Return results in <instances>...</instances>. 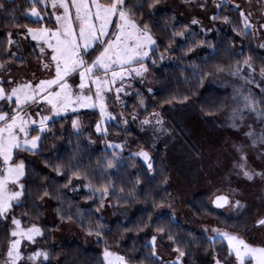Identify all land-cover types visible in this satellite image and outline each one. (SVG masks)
Wrapping results in <instances>:
<instances>
[{"label": "trees", "instance_id": "16d2710c", "mask_svg": "<svg viewBox=\"0 0 264 264\" xmlns=\"http://www.w3.org/2000/svg\"><path fill=\"white\" fill-rule=\"evenodd\" d=\"M167 1L126 0L136 18L149 26L156 40L157 46L151 53L156 62L148 61V67L158 89L150 95L139 88L140 92L127 102V113L148 117L171 105L195 101L204 116H220L226 111L229 100L226 92L208 86L210 81L216 80L257 89L264 108V53L258 49L253 31L244 29L239 10L224 6L216 17L217 23L225 21L226 16L230 28L214 38H205L194 30L187 32L186 23L165 9ZM0 5H3L0 8V62L8 64L11 60L9 32L16 34L26 27L54 26V22L29 18L31 0H0ZM178 32H184V36H174ZM204 45H208L206 52L200 57L193 55ZM245 60L251 64V69ZM76 119L83 124L80 133L73 128L72 122ZM100 120L95 109H80L57 118L50 122L46 133H30L41 137L36 151L18 150L14 157L17 162L24 161L22 183L26 187L11 214L19 217L25 228L35 223L42 229L37 243L42 244L49 255V260L42 264H105V248L124 256L131 264H166L156 257L149 245L154 235L170 243L175 250L179 248L184 264H214L215 261L234 264L236 258L224 241L210 240L205 234L175 222L168 214L157 216V211L168 205L172 197L171 171L164 151L158 152L149 170L132 153L145 145L144 139L116 123L108 124L107 133L100 135L96 132ZM108 141L123 143L126 152L103 149ZM109 160L112 166L106 167ZM74 172L77 175H73ZM105 186L108 194L102 198L101 190ZM45 192L49 195H44ZM250 207L237 212L232 219L208 207L206 210L228 229L245 234L259 206L251 204ZM110 211L120 219H106L104 214L110 215ZM64 225L98 237L99 249H85L78 242L55 247L54 232ZM161 228L164 231H158ZM11 231L7 219L0 217V264L7 260V248L13 239ZM98 232L101 235L98 236Z\"/></svg>", "mask_w": 264, "mask_h": 264}, {"label": "rangeland", "instance_id": "374dc122", "mask_svg": "<svg viewBox=\"0 0 264 264\" xmlns=\"http://www.w3.org/2000/svg\"><path fill=\"white\" fill-rule=\"evenodd\" d=\"M224 6L238 9L240 14L243 12L248 15L253 26L249 29L254 33L258 49L264 53V0H168L165 9L170 10L176 19L186 23L187 32L194 30L204 35L205 38H214L220 31H227L230 28L229 20L217 23V19H213V16L217 17ZM36 7L43 8L39 4ZM43 9L45 10L42 12L43 19L53 23L55 17L50 4L47 9ZM27 16L37 21L35 17L29 15V12ZM194 20L197 23H193ZM55 26L54 23V26L48 27ZM24 33L25 29L12 34L14 43L9 45L8 49L11 60L8 64L2 63L3 67L0 68V78H2L6 90L28 80L36 83L40 79L50 78L54 74V70L43 67L42 61L48 60V56H42L37 43L31 41L30 37ZM31 44L34 45V48H31ZM207 49L208 45H204L193 55L200 57ZM10 53H14V55H10ZM145 63L148 71L143 76L126 79L118 98L114 90L116 86H113V91L105 93L107 112L112 113L113 118L107 119L100 115V123L101 127L106 129L108 124L116 123L125 131L133 130L139 134L144 139L145 145L133 150L132 153L146 165L149 162L153 164L158 152L164 151L168 168L171 171L172 197L167 203L168 205L157 211V216L168 214L173 217L175 222H179L186 228L203 233L210 240L224 241L227 245V239L221 238L215 229L237 236L253 246H264V224L258 223V221L264 220V135H262L264 133V115H258V111L264 110V108L261 105L258 90L235 82L210 81L208 86L217 88L221 93L226 92L229 100L226 111L217 117L204 116L195 101L180 106L171 105L148 117L130 115L126 111L127 102L140 92L139 88L150 95L158 92L153 73L148 67V61ZM76 82H78V78ZM117 83L119 84V82ZM149 88L152 89L151 92L148 91ZM245 96L255 101L256 111L244 107ZM14 106L13 104L12 107ZM0 108L7 110L8 105L4 101H0ZM80 109L91 110L93 108ZM80 109L75 111L69 109L66 112L55 114L50 112L49 105L39 102V104H31L25 111L31 113L32 117L37 120L39 119L38 113L51 115L53 117L51 121H53L65 117L69 113L79 112ZM95 110L99 112L98 108ZM145 119L150 120L151 123H143ZM158 120L159 123H157ZM76 121L78 127H75V131L80 133L84 129L83 124L80 119H76ZM33 127L36 126L30 125V133ZM47 130L40 133L44 134ZM249 131H252L254 135H246ZM96 132L104 135L103 132L97 130ZM39 144L40 141L38 147ZM112 144L117 147L113 148ZM102 148L115 152H126L123 143L119 141H108ZM34 151L36 150L32 152ZM141 151L148 152L150 161H145L142 156L137 155ZM2 165L3 161L0 158V166ZM246 171L252 174L251 179L245 175ZM24 177L21 178V182ZM221 195L227 196L229 203L217 208L215 199ZM237 200L240 201V206L236 205L235 201ZM16 204L14 202L13 207ZM251 204H256L259 207L254 211L255 218L245 234L237 229H228L206 210L208 207L216 214H223L232 219L238 214L237 212L244 211ZM11 217L10 211L7 221L12 230L14 225H12ZM104 217L112 221L120 219L118 216L114 217L111 211L110 215L107 213L104 214ZM48 221L50 222V219ZM21 226L23 227V224ZM40 236H35L33 241H28L26 237L21 239L22 258L17 264H42L49 260V255L47 258L40 256L29 259L34 252L47 253L44 246L37 243ZM154 236L156 237L155 242L151 238L149 245L152 246L157 258L166 264H184L183 256L170 243H165L158 236ZM98 240V237L84 234L72 225H64L60 231L54 232L53 244L55 247H62L64 244L78 242L85 249L97 250L99 249L96 245ZM228 247L230 246L228 245ZM231 254L236 258L232 250ZM249 260L250 258H246L245 264H249ZM214 264H217V261ZM234 264H238V261L235 260Z\"/></svg>", "mask_w": 264, "mask_h": 264}, {"label": "snow or ice", "instance_id": "6c2138e0", "mask_svg": "<svg viewBox=\"0 0 264 264\" xmlns=\"http://www.w3.org/2000/svg\"><path fill=\"white\" fill-rule=\"evenodd\" d=\"M31 3L33 6L28 12L37 21L43 19L40 9L36 7L37 4L45 9L50 4L53 10L55 27L46 25L26 27L24 34L37 43L42 56H48V60L42 61L43 67L54 70V74L36 83L28 80L10 90L5 89L0 78V101L8 105L7 110L0 108V158L3 161V165L0 166V217L4 219H8L14 202L17 204L20 202L26 187L21 182V178L25 176L24 161L21 159L17 162L14 157L18 150L38 149L41 137L30 135V125L36 126L31 128L32 132H45L49 127L48 122L53 119L51 115L38 113L37 120L25 109L39 102L49 105L50 112L55 114L69 109L75 111L80 108H98L102 117L112 119V113L107 112L105 93L113 91V86H116L114 90L118 98L126 79L143 76L148 71L145 61H151L153 64L156 62L151 55L157 46L153 33L146 23L136 18L135 12L126 0H31ZM2 7L3 5H0V8ZM241 15L244 29L252 28L248 15L243 12ZM213 19L216 17L213 16ZM223 19L227 21L229 18L225 16ZM193 23L197 21L194 20ZM176 35L183 37L184 32L174 33V36ZM13 43L12 33L9 32L8 44ZM163 58L161 55L160 59ZM244 63L251 69L248 60ZM2 67L3 64L0 63V68ZM236 71L239 72V69ZM148 91L151 92L152 89L149 88ZM244 100L245 108L256 111L255 101L247 96ZM258 115H264V110L258 111ZM159 122L158 120L157 123ZM72 123L74 128L78 127L76 120ZM143 123L149 124L151 121L145 119ZM96 130L107 133V129L102 128L100 122H97ZM246 135L253 136L254 133L249 131ZM112 147L115 148L117 145L112 144ZM137 155L142 156L145 161L151 159L146 151H141ZM105 166L111 167L112 161H107ZM147 166L149 169L152 168L150 162ZM73 175L77 173L74 172ZM245 175L250 179L252 177L247 171ZM107 194L108 188L105 186L101 190V197ZM44 195L49 194L45 192ZM228 202V197L223 195L215 199V203L221 207ZM235 203L240 206V201L237 200ZM11 222L14 225L11 231L13 239L9 242L7 260L4 264H17L21 260V239L26 237L28 241H33L35 236L42 235V229L35 223L27 228L22 227L21 219L15 215H12ZM258 223L264 224V220ZM215 231L221 238L227 239L238 264H245L246 258H250L249 264L253 261L254 264H264V246H253L237 236L221 232L220 229ZM97 235L101 233L98 232ZM155 240L156 237L153 236L152 241ZM177 251H180L179 248ZM47 255L46 252L37 251L32 253L29 259L40 256L47 258ZM104 262L128 264L124 256L108 248L104 249ZM217 264H220V261H217Z\"/></svg>", "mask_w": 264, "mask_h": 264}, {"label": "water", "instance_id": "95a60500", "mask_svg": "<svg viewBox=\"0 0 264 264\" xmlns=\"http://www.w3.org/2000/svg\"><path fill=\"white\" fill-rule=\"evenodd\" d=\"M228 203H229V202H228ZM228 203L224 204L223 206L228 205ZM215 206H216L217 208H221V206H218L216 203H215Z\"/></svg>", "mask_w": 264, "mask_h": 264}]
</instances>
